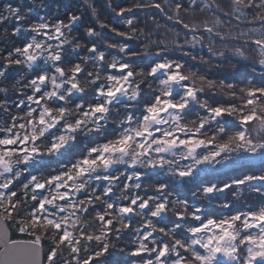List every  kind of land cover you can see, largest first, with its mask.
Instances as JSON below:
<instances>
[{
	"label": "snow or ice",
	"instance_id": "6c2138e0",
	"mask_svg": "<svg viewBox=\"0 0 264 264\" xmlns=\"http://www.w3.org/2000/svg\"><path fill=\"white\" fill-rule=\"evenodd\" d=\"M228 3L224 11L217 0H139L134 8L171 22L168 39L148 36L139 50L128 43L139 38L125 18L133 7H121L127 31L99 24L124 38L105 41L118 53L111 60L91 39L102 36L94 27L87 43L72 37L78 15L24 27L32 7L0 9V25L15 20L12 35L29 34L0 53V68L28 73L9 85L0 70V264H116V253L131 264H264V205L217 215L177 192L192 182L191 196L210 201L233 185L264 189V174L195 183L234 157L264 159V0ZM197 11L211 19L181 15ZM218 13L230 18L227 31ZM232 18L250 27L233 32ZM241 63L251 72L243 86L200 70L235 74Z\"/></svg>",
	"mask_w": 264,
	"mask_h": 264
},
{
	"label": "trees",
	"instance_id": "16d2710c",
	"mask_svg": "<svg viewBox=\"0 0 264 264\" xmlns=\"http://www.w3.org/2000/svg\"><path fill=\"white\" fill-rule=\"evenodd\" d=\"M139 0H0V9L3 8L6 4L12 5H21L22 8L26 9L28 7L33 8V12L30 14L28 20L20 21L19 23L24 27H27L29 23L37 22L40 17L45 19H51L53 22L55 19L59 18L68 22V13L71 12L75 15L81 17L78 25L73 29L72 37H79L82 44L89 41V37L85 34V28L87 26L94 27L98 32L102 33V36L99 38H91L96 40V42L101 46V50H105L107 59L111 60L113 56L118 55L117 50L108 49L106 47L105 41L108 43H120L123 42L124 38L117 36L115 33H112L109 29H100L99 24L101 22L107 23L112 27H116L119 31H127V28L122 22V18L115 15V10L119 8H129L133 7ZM163 2V0H159ZM179 2L187 5V0H179ZM208 2V0H201V3ZM217 3L221 6L224 11L230 10V5L228 0H217ZM42 5V6H41ZM174 6V5H173ZM182 17L187 21L191 22L193 20L199 22L204 19H211L207 12L201 13L197 11L194 16H184L181 13ZM221 16V19L225 21V31L228 30V21L229 17L223 16L221 13H218ZM235 15V14H234ZM132 17L135 21V27L137 28L138 39L134 41H129L133 45V50H139L140 47L144 44L146 37L151 36L153 40L156 39H168L164 36L166 31L165 25L171 26V22L167 21L165 17L160 13L159 10L153 8H134L130 13L125 14V18ZM17 22L15 20L6 22L3 25H0V53L6 54L7 51L11 50L14 46H20L24 39L29 35L26 32H22L17 36L12 35V29L16 26ZM239 24V27H237ZM231 30L233 32H238L240 30H247L250 25L244 22H237L234 18L231 19ZM217 47H221L217 45ZM197 54H203L207 56V49L204 48L201 50L199 46L196 49ZM81 55H87L86 51H82ZM170 55L173 58H178L179 53L172 52ZM4 62L0 59V65ZM193 62L189 60V64ZM0 70H5L0 68ZM202 72L208 73L206 66H200ZM225 75H221L219 78L223 79L228 77L233 82L237 83L238 86H243L245 78L248 75H251L250 68L247 64L241 63L238 73H230L227 70H224ZM6 75L9 78V85L15 80L21 79L26 76L27 70L22 67L12 65L6 70ZM101 138L97 137V141ZM87 144L86 140L81 139L77 148L73 152L78 153ZM186 163V162H185ZM246 174H264V159H261L259 156L247 157V158H238L234 157L231 162L226 164L216 165L215 168H208L205 171H202L197 174L195 178L196 184H208L215 183L219 186H222L225 183H230L231 181L242 178ZM164 179L163 176L160 177ZM257 183V182H253ZM193 188L192 182H189L186 185L177 186V192L181 197L188 198L190 202H203L207 204L209 212H215L217 215L222 214H231L237 211H247L249 209L256 210L260 206L264 205L259 202L258 205L253 201L245 202L244 195L248 191H254L253 188L248 187L247 185L236 186L233 185L230 189H225L222 193H216L212 196L210 201H204L203 197H200L198 200L194 199L191 196L190 189ZM256 192V191H254ZM264 195V189L261 192ZM228 202L232 205L231 208L223 209L217 208V205ZM139 219V218H137ZM13 238H20L19 234L15 230L14 225H9ZM83 256V253H81ZM130 257H117L113 261L116 264H131Z\"/></svg>",
	"mask_w": 264,
	"mask_h": 264
},
{
	"label": "rangeland",
	"instance_id": "374dc122",
	"mask_svg": "<svg viewBox=\"0 0 264 264\" xmlns=\"http://www.w3.org/2000/svg\"><path fill=\"white\" fill-rule=\"evenodd\" d=\"M206 68L209 71L210 78H212V77L219 78L221 75H225L224 71L222 69L209 68L207 66H206ZM243 198H244L246 203H247L246 200H248V202H251V203L254 201L256 205H258L259 202L261 204H264V195H262L261 193L254 192L252 190L251 191L247 190V192L245 193ZM129 239H130V237H129ZM124 243H128V240H125ZM120 256L121 257H127L124 253H116L112 257H110V259L114 260L115 258L120 257Z\"/></svg>",
	"mask_w": 264,
	"mask_h": 264
},
{
	"label": "water",
	"instance_id": "95a60500",
	"mask_svg": "<svg viewBox=\"0 0 264 264\" xmlns=\"http://www.w3.org/2000/svg\"><path fill=\"white\" fill-rule=\"evenodd\" d=\"M9 228V227H8ZM9 231H10V229H9Z\"/></svg>",
	"mask_w": 264,
	"mask_h": 264
}]
</instances>
